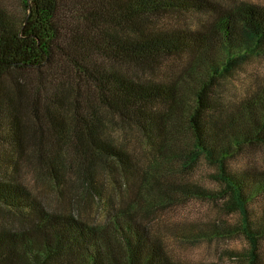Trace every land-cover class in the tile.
<instances>
[{
	"label": "trees",
	"instance_id": "trees-1",
	"mask_svg": "<svg viewBox=\"0 0 264 264\" xmlns=\"http://www.w3.org/2000/svg\"><path fill=\"white\" fill-rule=\"evenodd\" d=\"M18 2L19 18L0 6V210L7 216L0 215L18 224L0 225V264H182L166 249L169 236L233 234L223 225L206 232L160 225L180 203L214 198L193 175L199 161L217 170L225 203L239 214L233 229L250 245L246 264H261L264 204L253 219L247 206L257 197L264 203V171L229 174L226 166L235 153L264 144V86L232 103L223 85L241 60L264 55V7ZM190 14L212 19L197 31L162 27V18ZM114 123L147 142L145 164L111 140ZM109 160L123 175V195L119 206L106 198V218L90 223L80 199H102ZM24 161L69 209L53 210L18 184Z\"/></svg>",
	"mask_w": 264,
	"mask_h": 264
},
{
	"label": "rangeland",
	"instance_id": "rangeland-1",
	"mask_svg": "<svg viewBox=\"0 0 264 264\" xmlns=\"http://www.w3.org/2000/svg\"><path fill=\"white\" fill-rule=\"evenodd\" d=\"M209 2L219 3L225 7H231L233 4H250L258 7H264V0H207ZM0 6L4 7L10 14L17 18L23 15L22 6L18 0H0ZM211 15L204 16L202 14H190L181 19L172 20L162 18L161 24L164 28H173L180 26L191 31L200 30L202 27L208 26V20ZM202 28V29H203ZM264 86V55L249 56L241 60L240 64L235 68L233 75L224 81L223 98L232 103H239L254 93L258 87ZM119 125L113 124L108 129L107 134L111 140L124 153L138 159L139 162L145 164L149 157L147 142L139 135L137 131L120 130ZM18 184L23 185L26 190L35 198L42 202L43 205L60 209V206H66L63 199L57 200L53 188L44 177L37 176L35 167L24 161L21 164ZM264 171V144L246 147L243 151L235 153L230 157L226 166L229 174H241L244 171ZM217 170L207 165L203 161H199L193 170V175L198 183L214 194V198L210 200H186L175 207L171 212L162 216L159 221L161 226H168L171 230L183 228L189 230L191 226L197 225L205 232L213 225L232 229L233 234L223 235L211 239L193 240L189 239L179 242L170 236L166 239V249L176 261L182 264H246L247 253L250 245L241 232L233 229L238 221V212L225 203L228 195L223 193L222 184L216 180ZM0 179L4 180V174L0 169ZM123 175L117 170L116 165L112 161H108L105 170L101 174L102 186L105 190L102 199L92 200V195L86 199L81 198V207L83 214L90 223H99L106 218L107 201L106 198H113L114 203L119 206V199L122 197L124 190ZM80 192V189H78ZM105 193V194H104ZM69 200L68 197H64ZM263 200L260 197L255 198L248 204V210L255 213L251 218L260 215L263 210ZM66 209H69L66 206ZM5 214L0 210V214ZM9 217V216H8ZM0 215V225L4 229L17 227L12 220H5ZM205 227V228H203ZM223 229V228H222ZM258 258L261 264H264V239L260 243L258 250Z\"/></svg>",
	"mask_w": 264,
	"mask_h": 264
}]
</instances>
